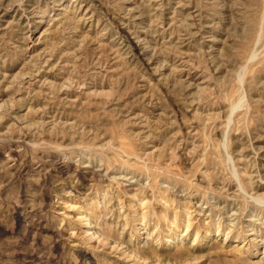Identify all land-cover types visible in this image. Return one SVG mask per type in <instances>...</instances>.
Wrapping results in <instances>:
<instances>
[{
    "label": "rangeland",
    "instance_id": "rangeland-1",
    "mask_svg": "<svg viewBox=\"0 0 264 264\" xmlns=\"http://www.w3.org/2000/svg\"><path fill=\"white\" fill-rule=\"evenodd\" d=\"M0 264H264V0H0Z\"/></svg>",
    "mask_w": 264,
    "mask_h": 264
}]
</instances>
